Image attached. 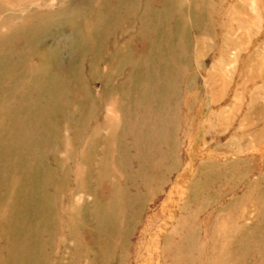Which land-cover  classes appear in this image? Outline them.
Here are the masks:
<instances>
[{
	"label": "rangeland",
	"instance_id": "rangeland-1",
	"mask_svg": "<svg viewBox=\"0 0 264 264\" xmlns=\"http://www.w3.org/2000/svg\"><path fill=\"white\" fill-rule=\"evenodd\" d=\"M0 264H264V0H0Z\"/></svg>",
	"mask_w": 264,
	"mask_h": 264
},
{
	"label": "bare ground",
	"instance_id": "bare-ground-1",
	"mask_svg": "<svg viewBox=\"0 0 264 264\" xmlns=\"http://www.w3.org/2000/svg\"><path fill=\"white\" fill-rule=\"evenodd\" d=\"M45 66L47 67V63L45 62Z\"/></svg>",
	"mask_w": 264,
	"mask_h": 264
}]
</instances>
